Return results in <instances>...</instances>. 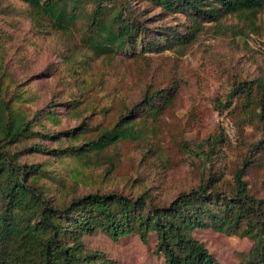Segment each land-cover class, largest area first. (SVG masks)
Instances as JSON below:
<instances>
[{
    "label": "trees",
    "instance_id": "16d2710c",
    "mask_svg": "<svg viewBox=\"0 0 264 264\" xmlns=\"http://www.w3.org/2000/svg\"><path fill=\"white\" fill-rule=\"evenodd\" d=\"M18 1L28 12L23 5L12 9L27 12L39 31L52 29L69 35L81 22L76 32L82 48L108 58L135 55L138 46L144 54L187 45L197 38L203 23L219 22L227 14L243 16L254 25L253 20L264 10V0ZM150 9L157 10L160 19L184 14L185 32L160 26L151 30L147 27L152 21ZM9 37L0 25V264H117L105 252L87 247L84 237L98 231L113 240L135 233L144 242L154 233L155 251L164 257V264H222L194 236L196 230L210 228L253 240L238 264H264V197L253 194L244 178L257 151L264 152V139L256 144V152L246 155L234 183L227 187L221 175H211L165 204L154 200L147 188L135 197L105 191L102 185L108 173L94 175L93 169L104 159L112 162V148L140 139L145 128L140 121L143 115L165 111L173 104L175 89L156 90L146 93L139 103L124 104L111 125L91 123L94 116L106 114L112 106L91 104L82 110L84 91L73 100L49 101L31 111L27 106L40 97L10 71ZM71 49L70 58L78 64L75 57L80 49ZM229 97H243L246 106L256 102L264 128L263 78L237 82ZM60 105L73 118L84 111L89 115L72 130L55 132L51 126L62 121L56 108ZM90 132L95 134L87 136ZM36 155L47 157L35 161L31 157ZM82 186L95 189L81 193Z\"/></svg>",
    "mask_w": 264,
    "mask_h": 264
},
{
    "label": "rangeland",
    "instance_id": "374dc122",
    "mask_svg": "<svg viewBox=\"0 0 264 264\" xmlns=\"http://www.w3.org/2000/svg\"><path fill=\"white\" fill-rule=\"evenodd\" d=\"M22 5L28 12V7L18 0H0V25L11 39L10 71L40 97L27 106L31 111L45 107L49 101L73 100L84 91L82 110L91 104H98V108L112 106L106 114L94 116L91 123L111 125L124 104L139 103L146 93L156 90L175 89L173 104L165 111L156 116L143 115L140 121L145 128L140 139L112 148V162L104 159L97 163L94 175L108 173L102 185L105 191L135 197L147 188L154 200L165 204L211 175H221L225 187L234 183L243 159L251 150L256 152V144L264 139L263 123L256 113L261 108L255 106L256 102L246 106L243 97H229L237 82L264 79V10L257 14L254 25L243 16L227 14L219 22L203 23L197 38L187 45L144 54L138 46L137 56L124 53L108 58L82 48L76 32L81 22L69 35L52 29L39 31L27 12L12 9ZM139 7L143 8L142 4ZM157 13L149 10L152 21L148 28L160 26L185 32L184 14L160 19ZM156 34L159 37L158 31ZM77 44L78 64H74L70 53L71 48L78 49ZM72 65L81 75L74 73ZM56 108L62 121L51 126L55 132L72 130L89 115L84 111L73 118L64 105ZM46 144L54 145L50 141ZM46 157L31 158L42 161ZM254 160L244 178L251 192L263 198L264 152L257 151ZM91 189L95 188L82 186L80 192ZM194 236L222 264H238L253 246L250 238L212 228L198 229ZM84 241L88 248L105 252L117 264H164V257L155 251L154 233L144 242L135 233L113 240L98 231L86 235Z\"/></svg>",
    "mask_w": 264,
    "mask_h": 264
}]
</instances>
